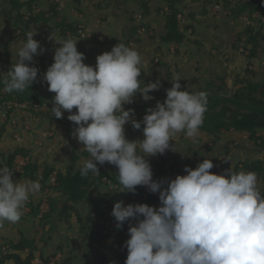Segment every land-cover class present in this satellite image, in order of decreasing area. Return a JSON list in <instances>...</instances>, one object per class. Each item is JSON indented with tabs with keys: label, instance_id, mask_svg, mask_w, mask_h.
Here are the masks:
<instances>
[{
	"label": "rangeland",
	"instance_id": "374dc122",
	"mask_svg": "<svg viewBox=\"0 0 264 264\" xmlns=\"http://www.w3.org/2000/svg\"><path fill=\"white\" fill-rule=\"evenodd\" d=\"M244 1L248 0H81L80 3L76 0H38L32 4V10L24 5L23 21L41 13L50 17L55 6L60 14L51 17L49 22L40 19L39 23L33 20L24 23L19 19L16 23L19 14L12 8L11 0H0V75L11 76L15 68L18 78L27 80L37 69H41L44 61L60 69L67 58L68 62L75 59L88 68L92 82L103 88H123L127 78L135 71L144 85L171 91L193 103L200 102L198 92L202 87H208L209 83H212V91L231 95L241 86V81H264V40L260 41L257 54L251 61L250 49H247L252 45L247 41L250 36L246 31L247 16L240 19L228 16L232 8ZM171 3L192 18L193 26L186 32L185 41L180 46L176 43L165 45L161 41L165 33L166 14L163 11ZM62 22H79L89 31L86 36L69 34L66 39L62 34ZM92 38L104 41V44L94 43ZM140 70L145 74L142 75ZM43 71L48 72L47 69ZM120 76L126 78L122 84L111 83ZM41 87L47 94L64 98L65 103L70 100L69 95L62 91ZM136 96L142 102H152L146 90L138 91ZM162 97L161 100H164ZM115 98H122V95L118 93L105 97L104 101L112 103ZM115 103L121 106V102ZM59 108H63L58 110V116L62 117H56L70 121L69 130L64 125L50 122V117L45 115L33 114L31 118L26 114L17 128L14 123L19 118L14 112L11 113L14 117L12 125L4 120V116L0 118V161L4 166L0 170V189L10 191L14 199H26L32 203H42L50 197L58 199L56 212L47 218L41 212L38 216L31 214V202L22 207V217H12L8 211H15V206L9 201L2 202L0 249L8 246L11 252L14 249L11 243L26 237L34 244L21 251L24 257L33 251L34 256L40 255L41 259L53 256L52 260L59 264H84L86 261L90 264H118L111 249L119 237V227L111 223L101 230L88 218L93 212L90 200L105 202L113 194L120 193L117 185L102 184L90 192L89 199L77 206L83 217L84 224H81L76 211H72L69 219L61 217L66 197L52 189L53 184L38 182L31 175L11 173L7 163L15 151H27L39 167L52 166L57 171H64L69 166L77 169L88 160L100 161L106 171H112L114 163L124 160L144 166L148 161L158 160L163 153L184 173L190 165L207 163L209 176L215 169L220 170L226 165L222 183L231 188L230 191H236L242 183L264 187V172L250 173L243 168L246 159L264 161V146L249 139L248 134L226 132L214 141L212 135L192 124H175L165 131L163 122L120 115L117 111L108 119L111 123L96 129L75 125L83 118L73 109H66V104L59 105ZM208 147H212L211 150ZM85 151H89V156L85 155ZM39 188L43 189L41 193H38ZM170 193L180 197L174 190ZM136 209L160 220L158 229L164 231L168 217L163 203L142 209L137 203L125 201L122 207L116 206L114 210L120 215L122 224L129 222V218L137 219L134 216ZM187 209L192 221L189 225L191 230L213 224L221 227L226 220L233 221L232 227L250 225L238 218L227 216L216 219L207 217L202 209ZM143 223L142 220L137 221L140 227ZM99 232L107 237L102 238ZM117 243L121 248L122 243ZM135 247L142 249L145 243L135 240L131 245L129 262L122 264H153L146 254L137 252Z\"/></svg>",
	"mask_w": 264,
	"mask_h": 264
},
{
	"label": "trees",
	"instance_id": "16d2710c",
	"mask_svg": "<svg viewBox=\"0 0 264 264\" xmlns=\"http://www.w3.org/2000/svg\"><path fill=\"white\" fill-rule=\"evenodd\" d=\"M36 1L38 0L26 2L11 0L12 8L19 14L16 23H19V19L24 23H27V20L39 23L40 19L49 22L51 17L60 14L55 6L50 17L41 13L31 15L23 21L22 12L24 11L22 9L24 5H28L27 8L32 10V4ZM80 2L81 0H76V3ZM169 8L170 13H164L166 14L165 33L162 35L161 41L165 45L176 43L177 46H180L185 41L186 32L193 26L191 25L192 18L189 13L185 16V12H182L173 3ZM230 11L228 16L233 19L248 16L257 21L256 25L246 24V31L250 34L247 41L252 44L247 49H250L249 58L253 61L252 58L257 54L260 41L264 40V1H244ZM256 12L259 15L254 17ZM179 13L185 16V21L178 19ZM193 15L192 13L191 16ZM61 25L62 34L66 39L69 30L74 35L81 36L79 22L67 24L62 22ZM182 25H184V29L181 28ZM258 25L262 26L259 28ZM91 40L97 44H104V41L97 38ZM69 63V69L63 65L60 69H55L50 62L44 61L41 69H37L27 80H20L15 68L12 69L11 76L0 75V102L65 103L64 98L60 99L55 94L45 93L41 89V86H45L48 89L62 91L65 95H69L70 100L68 103L66 101L67 108L73 109L83 118V120H77L75 125L101 129L112 121L99 124L93 119L99 120L102 115H113L117 111L120 115L146 117L163 122L165 131H169L175 124H192L197 126L200 131L212 135L214 141L220 139L222 133L233 132L248 134L249 139L256 143L260 142L259 144L264 146V81H241V86L231 95L212 91V83H209L208 87H202L198 92L200 102L193 103L171 91L144 85L136 77L135 71L127 78L128 82L123 88L117 90L103 88L92 82V75L88 68L77 63L75 59H69ZM43 69H47L48 72H44ZM140 72L142 75L145 74L142 70ZM124 80L126 78L120 76L111 80V83L122 84ZM142 90L147 91L152 102H142L137 99L136 93ZM118 93L122 95V98H115L112 103L104 101L105 97ZM127 97L129 98L128 104L125 103ZM161 97L164 100H161ZM117 101L121 102V106H117L115 103ZM122 107L124 110H121ZM11 111H14L19 118L18 124H21L26 114L31 118L33 114H43L31 108L18 107L16 104L12 106ZM45 117H50L51 122L57 125L66 126L68 130L70 128V121L65 122V119L56 116L45 115ZM6 121L10 122L11 117ZM211 148L208 147V150ZM18 154L30 158L25 171L18 174L31 175L38 182L53 184L51 188L60 191L66 197L61 217L69 219L72 211H76L81 224H84L83 217L77 206L85 199H89L90 192L102 184L117 185L120 193L113 194L105 202L90 200L93 212L88 218L91 224L99 225L101 230L107 228L111 223L119 227V237L111 249L114 260L118 264L129 262L131 245L135 240L145 243L144 248L135 247V249L139 253L146 254L153 264H264V187L256 188L242 183L236 191H230L231 188L222 183L226 165L220 170L215 169L214 173L209 176H207L209 170L207 163L200 166L190 165L187 173H184L183 170L177 169L176 164L171 162L165 154L160 153L158 160L148 161L144 166L126 160L116 162L112 165V171H106L104 165L96 160H88L86 164L80 165L77 169L74 166H69L64 171H57L52 166H46L43 167V178L40 180L37 176L39 166L32 161L30 153L27 151L20 150L12 153L7 166L10 169L13 167ZM89 154V151H85L86 156ZM3 168V162L0 161V170ZM243 168L250 173H262L264 172V161L246 159L243 162ZM55 172L57 177L53 183L51 175ZM174 172L177 173L174 175ZM42 190L39 188L38 193H41ZM171 190L178 191L180 197L171 195ZM5 193L6 202L9 201L12 206H15V211L7 210L8 214L15 218L22 217V207L31 201L14 199L10 191H5ZM47 201L49 203L47 211L41 208V201L31 202V214L38 216L41 212L46 218L52 216L56 212L58 199L50 197ZM125 201L137 203L142 209H148L149 206H160L163 203L165 215L168 217L164 224V231L158 229V225L161 224L160 220L153 219L138 209L134 211V216L137 219L129 218V222L120 224V215H117L114 209L116 206L122 207ZM2 202L4 201L0 200V205ZM187 208L202 209L207 217L216 219L227 216L238 218L248 221L250 225L242 224L232 227L233 221L226 220L221 227L213 224L206 228L195 227L191 230L189 225L192 221ZM43 216L42 218H44ZM139 220L144 222L141 227L137 224ZM192 226H194L193 223ZM100 236L107 237L104 233H101ZM117 242L122 243L120 249L115 248ZM123 242L125 243L123 244ZM11 244L14 245V249L2 255L0 264L7 262L31 264L34 252L32 251L24 257L21 251L34 244L33 240L23 237L17 243ZM2 252L1 248L0 253ZM52 258L53 256H48L43 259L45 262H50ZM84 264L90 263L86 261Z\"/></svg>",
	"mask_w": 264,
	"mask_h": 264
},
{
	"label": "built area",
	"instance_id": "2783aa9c",
	"mask_svg": "<svg viewBox=\"0 0 264 264\" xmlns=\"http://www.w3.org/2000/svg\"><path fill=\"white\" fill-rule=\"evenodd\" d=\"M163 12L169 14L170 13V8L166 7V9ZM257 15H259L258 12H256L254 14V17L257 16ZM178 19L181 20V21H185V17H183V15L181 13L178 14ZM246 19H247V22L251 23L252 25H256L257 24V21H255V19H252V18H250L248 16L246 17ZM84 29H85L84 26H80L79 33L81 34V36H86L87 31H89L87 28H86V30H84ZM142 29H144V28H142ZM142 29H140V31ZM69 34H71V35H73L75 37L77 36V35H74L70 30L68 31V36H69ZM64 61L67 63V64H64V67L67 68V69L70 68L68 59L65 58ZM128 100L129 99H126L125 103L128 104V102H129ZM15 104L18 107L26 108V109L31 108V109H34L38 113H43V114L48 115V116H58L59 115L58 114V110L59 109L60 110L63 109V108H59V105H65L66 103L60 104V103H57V102H52V103H49V104L48 103H43L42 104V103H39V102L30 103L28 101L20 102V103L19 102L15 103V102H12V101L0 102V118L4 116L5 118L7 117V119L4 118V120H8V118L11 117V121L10 122L12 123V120H13L14 117L11 115V113L14 112V111H11V108ZM45 105H47L46 106V111H44ZM66 109H67V106H66ZM122 109H123V107H122ZM43 114H42V116H43ZM39 115H41V114H39ZM15 116H16V114H15ZM36 116H37V114H36ZM58 117H62V116H58ZM110 117H111L110 114H108L106 116L102 115V117L99 120H102L101 123H103V122L108 121V119ZM39 118H40V116H39ZM93 120L100 124V121L97 120L96 118H94ZM174 120H176L175 117H174ZM14 125H15L14 126L15 128L18 127V122L16 123V121H15ZM29 161H30L29 156H24L22 154H18L16 156L15 160H14L13 167L11 168V173H13V174H15V173H23L25 171V167L29 163ZM43 171H44L43 168L39 167L37 176H38V179H40V180L43 178ZM56 177H57L56 176V172L51 175V181L53 183H55ZM104 179L106 180L107 178L105 177ZM147 186L149 188V181L147 182ZM177 193H179V192L177 191ZM0 200L6 202V193H5V191L3 189H0ZM41 208L44 211H47L49 209V203H48L47 199L43 200V202L41 203ZM115 246L118 249H120L118 244H116ZM2 250H3V252L0 253V259L2 258V255L4 253L10 252L8 250V246L2 247ZM8 263L9 262H7L6 264H8ZM31 264H59V263H57L56 260H52L50 262H45L44 259H41L40 255H38V256H34V258L31 260Z\"/></svg>",
	"mask_w": 264,
	"mask_h": 264
},
{
	"label": "crops",
	"instance_id": "0c3cea01",
	"mask_svg": "<svg viewBox=\"0 0 264 264\" xmlns=\"http://www.w3.org/2000/svg\"><path fill=\"white\" fill-rule=\"evenodd\" d=\"M50 122H51V120H50Z\"/></svg>",
	"mask_w": 264,
	"mask_h": 264
}]
</instances>
